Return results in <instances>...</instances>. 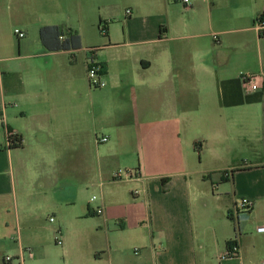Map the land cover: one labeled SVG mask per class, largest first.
Instances as JSON below:
<instances>
[{"label": "crops", "instance_id": "1", "mask_svg": "<svg viewBox=\"0 0 264 264\" xmlns=\"http://www.w3.org/2000/svg\"><path fill=\"white\" fill-rule=\"evenodd\" d=\"M20 1L38 18L36 39L26 24L17 48L0 37V264H264V0H132L121 37L90 49L67 22L72 0ZM46 6L80 49L44 50ZM90 63L103 88L89 86ZM250 73L257 91L241 82ZM118 169L135 177L113 181ZM196 174L220 186L189 191ZM92 186L95 237L58 226L56 256L36 236L37 213L70 208ZM242 198L250 212L237 211Z\"/></svg>", "mask_w": 264, "mask_h": 264}, {"label": "rangeland", "instance_id": "2", "mask_svg": "<svg viewBox=\"0 0 264 264\" xmlns=\"http://www.w3.org/2000/svg\"><path fill=\"white\" fill-rule=\"evenodd\" d=\"M72 2L73 4L70 5L69 21H67L66 18L60 19L59 17L62 16H58L57 13L54 14L52 9L54 7L46 6L43 9L42 15L39 17V23L45 26L67 21L71 22L78 30L84 28L85 33H82L81 38L82 45L85 47L87 46V49L97 48V46L101 44V40L107 38L103 35L98 26L100 20L103 22L101 27L103 26L107 29L108 36L110 35L113 40H118V38L121 37L126 21L125 11L129 10V4H131L132 0H103L101 3H99V1H94L93 3L92 0H79V3H77V0H72ZM67 11H69V9ZM79 11L82 13L81 16H79ZM88 11H90L89 14L87 13ZM34 18H38V15L31 17L26 6L20 0H3L0 6V37H2L7 44L12 45V48H17L18 38L14 34V30L18 29L21 31L23 29L22 26L26 24L31 26L28 31L29 40L33 37L36 39ZM241 162L242 164H247L249 161L243 159ZM208 163L211 162H206L204 155V164L202 166H212V164ZM194 167L199 169L201 166H196L195 164ZM149 174L151 173H146V175ZM142 175L144 176V174ZM204 180L208 181L209 179L203 178V176L197 174L191 176V189L189 191H211L219 184L215 183V185H211L209 181L204 184ZM115 189L121 191L124 188H122V186H116ZM139 189L140 188L136 186V190L139 191ZM79 190L80 191L77 193V201H75L74 206L70 208L67 207L58 212L52 210L51 207H46L41 212L37 213V221L35 223L37 227L36 236L39 238L40 242L46 248H49L51 253L54 252L56 256H61L63 247L55 243L56 238L60 239L61 242L63 241L62 235L58 233V226L60 228L65 227L69 233L72 232L75 234L76 230L80 229L87 232V236L91 238L95 237L96 217H89L87 215V201L89 202L92 196L99 198L100 189L98 186H92L84 187ZM221 191H223V189H221ZM96 202L97 200H94L91 202V205H95ZM81 214H83L82 216L84 217L87 216V218L77 219L75 217ZM50 218H53L54 222H50ZM3 220V217L0 216V221ZM11 243H15V240L12 239Z\"/></svg>", "mask_w": 264, "mask_h": 264}, {"label": "built area", "instance_id": "3", "mask_svg": "<svg viewBox=\"0 0 264 264\" xmlns=\"http://www.w3.org/2000/svg\"><path fill=\"white\" fill-rule=\"evenodd\" d=\"M173 2H178V3H182L183 6L188 7L190 4V0H172ZM126 14H130V10L126 11ZM258 26V29L261 31L264 27V24H261L260 22L256 23ZM14 34L16 35V37L18 39H21L24 37V33L18 29L14 30ZM89 53L91 52L90 50L88 51ZM101 76H100V72L98 71V67L95 64H89L88 70H87V81L90 87L98 89V88H103L105 86V83L102 82L100 80ZM241 82L243 84V86L246 88V90L248 91H257L260 89V81H261V77L259 74H255V73H250V74H242L241 77ZM0 125L3 126V117L0 116ZM16 134L10 130H5V138L7 141L8 146H10V139L12 137H14ZM107 139L105 137H98L96 138V142L97 143H104L106 142ZM133 177H135V174L132 170H122V169H118L116 170L113 175H112V180L113 181H129L131 180ZM95 197L92 198V200H94ZM253 201H251L250 199L247 198H242L239 200L238 203V208L237 211L239 209L240 212L243 213H247L250 212L251 209L253 208ZM238 211V212H239ZM102 213V210L100 208H97L95 210V214L96 215H100ZM53 218H50V222H53ZM55 243L57 245H61L62 242L60 241V239L56 238ZM237 255V245L232 244L230 249L226 252V257L229 258H233ZM5 262H10L11 261V257L7 256L4 258Z\"/></svg>", "mask_w": 264, "mask_h": 264}, {"label": "trees", "instance_id": "4", "mask_svg": "<svg viewBox=\"0 0 264 264\" xmlns=\"http://www.w3.org/2000/svg\"><path fill=\"white\" fill-rule=\"evenodd\" d=\"M255 22H260L264 24V9L260 15L256 18ZM102 21H99L98 26L105 37L108 36L107 29L102 25ZM264 27V26H263ZM264 33V28L261 30ZM39 39L46 52H57V51H69L78 50L81 48L80 36L75 31L64 29L57 25H45L39 28ZM0 116H2L0 108ZM21 139L17 135L10 139V147L16 148L20 147ZM162 183L164 180L161 181ZM235 242L227 244V251L230 249L231 245Z\"/></svg>", "mask_w": 264, "mask_h": 264}]
</instances>
